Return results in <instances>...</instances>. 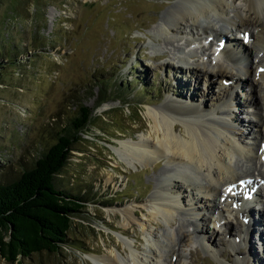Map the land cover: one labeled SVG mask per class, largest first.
<instances>
[{
    "label": "rangeland",
    "instance_id": "rangeland-1",
    "mask_svg": "<svg viewBox=\"0 0 264 264\" xmlns=\"http://www.w3.org/2000/svg\"><path fill=\"white\" fill-rule=\"evenodd\" d=\"M241 1L227 0L230 9ZM179 3L180 0H0V179H14L31 166L55 141L57 131L73 121L81 105L91 109L85 131L73 143L68 162L55 178L59 187L81 193L86 199L78 217H74L67 244L54 252H33L13 261L0 254V264H98L91 259L97 254H112L122 264H130L133 260L125 243L134 244L137 259L146 264L152 260L167 264V259L173 257L168 254L173 247L175 252L180 251L178 264H239L248 254L251 261L247 264H264V250L258 239V231L264 229V203L251 198L252 209H247L254 218H263V226L260 222L251 225V215L237 218V213L221 206L224 187L210 201L222 208L206 210L202 205L200 215L209 216L202 221L197 218L199 211L191 196L179 192L185 203L172 205L175 214L170 221L162 216L146 218L153 233L150 236L136 223L128 225V233L122 234L121 214L112 213L113 208L148 200L164 184L161 178L170 168L195 173L192 166L184 169L162 159L155 168L151 163L133 168L117 153L119 139H153L149 110L161 108L168 97L205 102V110L213 112V120L233 123L238 136L244 133L242 140L255 141V148L259 147L258 137L254 138L258 105L252 98L261 97L264 89L256 85L251 94L250 80L257 77L253 71L245 74L244 68L250 62L255 70L261 50L253 48L249 60L243 58L233 67L241 85H232L228 77L223 85L200 80L186 61L213 68L219 55L215 39L210 49L205 33H169L170 37H181L175 41L181 45L177 47L169 44L166 33L159 30ZM213 17L210 19L219 26L221 21ZM246 31L253 29L248 27ZM235 34L238 39L229 32L227 40L249 44L242 33ZM195 36L199 39L190 43ZM208 37L212 39L213 35ZM180 62L183 67L176 66ZM263 63L264 60L259 62ZM230 94L234 104L227 107L223 102ZM224 108L229 114L220 113ZM202 127L206 128V122ZM235 157L234 168L252 178L255 158L248 160L238 153ZM168 165L169 169L164 170ZM203 176L185 183L184 188L195 186V191H203ZM254 186L257 192L258 188L264 190L260 179ZM252 188L250 185L245 195ZM141 208L136 206L138 218L147 213ZM194 227L199 229L197 233L192 232ZM183 233L187 235L181 241ZM214 243L224 251V257L215 255Z\"/></svg>",
    "mask_w": 264,
    "mask_h": 264
},
{
    "label": "bare ground",
    "instance_id": "bare-ground-1",
    "mask_svg": "<svg viewBox=\"0 0 264 264\" xmlns=\"http://www.w3.org/2000/svg\"><path fill=\"white\" fill-rule=\"evenodd\" d=\"M229 7L227 0H180L179 7L174 8L170 12L168 21L164 20V24L159 27V30L166 33L165 38L169 44L176 45L175 41H179L181 37L177 38V34L170 37L168 34L183 32V30L188 31V33L193 31V35L199 36L205 33V40L210 49L214 44L213 39H215V46L219 43L220 46L216 48L219 55L213 68L208 69L200 63L186 61L188 66L190 65L189 68L196 71L197 77L200 80L204 79L210 85L214 81H218L223 85L224 79L227 77L230 79L229 82L233 83L232 85H241L238 79L239 73H235L233 67L241 59L250 58L253 48L255 51L261 50L262 56L256 62L255 70H253L250 62H247L244 68L245 74L253 71L254 76L257 77V79H251L249 83L252 86V94L256 85L264 89V63L259 64L260 61L264 60V0H243L240 4L232 5V9ZM229 9L233 15L231 12L229 13ZM212 16L217 17L221 21L219 26H216V22L210 19ZM248 27L253 29L252 32H248L249 40L247 43L249 44H243L242 40H227L229 32L238 39L239 37H236L235 33L240 32L244 36V32L248 30ZM210 34L213 35V38L208 40V35ZM195 39L198 40L199 38L195 36L191 42L189 39H186V41L193 43ZM176 46L180 47L181 45L178 43ZM173 62L175 63V61ZM183 65L180 62L176 66L183 67ZM229 96L231 94L223 102V105L227 107H231L234 104V97L229 98ZM261 100H264V94L258 99L255 96L252 98L253 103L258 105L255 111L257 115L255 123L257 136L254 137H258L259 147L257 148L254 146L256 144L255 141L251 143L241 139L244 135L243 132L238 136L239 131L233 123L227 124L220 119L213 120V112L205 110V102H197L193 98L168 97L161 108L150 109L148 115L151 121V136L153 139L145 136L137 140L119 139L118 145H116L119 156L126 160L128 164H131L133 168L138 164L147 166L150 163L155 168L158 161L162 159L167 163L182 166L184 169L187 166H192L195 173L193 171L189 173V171L181 169L174 171L171 168L172 171L169 170L170 172L168 171L161 178L164 184L160 185L157 193L150 196L148 200L140 204L130 203L121 208H113L112 213L118 211L122 217L121 233H128V225L136 223L141 227V230L148 232L149 236L153 235L148 229L149 223H147L146 218L151 220L162 216L166 222L170 221L175 214V207L172 205L175 202L180 205H183L182 202L185 203V199L181 197L179 192H187V196H191L193 205H196L199 211L197 218L200 217L199 220L201 221L208 216L207 214L200 215V209L203 205L206 210L211 209L210 207L217 209L225 207L228 212L237 213V218L244 217L247 219L251 215V225L254 222L262 223L263 218H254L253 212L247 209V206H250V202H253L251 198H256L264 203V190L258 188L259 192H257L256 186H254L259 179L260 183L264 184V149L262 148L264 144V102L261 103ZM226 110L227 108H224L220 113L229 114ZM204 122H206V128L202 127ZM236 153L246 159L249 157L255 158V169L250 172L252 178H246V175L234 168L233 161L236 158ZM169 167L168 165L164 170L169 169ZM256 170L258 171L257 176H259V179L256 178ZM203 171L206 172L208 178L203 176L205 175ZM200 175L204 177L201 178L204 180L203 191H195V186L184 188L185 183L192 182L193 179L199 178ZM171 179L174 181H172V184H175L174 188L171 185ZM177 180L180 183H177ZM250 185L253 187L252 190H248L249 194L244 195ZM221 187L225 188L220 193V195L224 196L222 207L215 202H210L211 197L215 198ZM175 189L177 192H174ZM198 192L202 193V197L199 196ZM200 203L201 205H199ZM232 204L236 205L235 208L230 207ZM138 205L142 207L141 209L147 210V213H144L142 218H138L135 214L136 206ZM262 209L264 210V206H262ZM213 222L215 221L213 220ZM190 224H193V221ZM225 224L230 225V222L225 221ZM239 225L241 227V223ZM261 226H263V223ZM252 228H254V225ZM198 231L199 229L194 227L192 232L197 233ZM263 231V227L260 228L258 239L261 241V247L264 250ZM186 235L187 233H183L180 240H185ZM203 238L207 239L205 236ZM125 244L130 248V258L133 260V262H129L130 264H146L137 259V254L135 255L134 252L135 249H132L134 244ZM213 246L215 255L225 256L222 249L215 247V243ZM124 251L122 250L120 253L123 254ZM175 251L176 249L173 247L168 253L173 255V257L167 259V264H178L180 251L179 249H177V252ZM91 259L98 264H122L121 259L114 257L112 254L92 255ZM249 260L251 261V256L248 254L241 259L239 264H247ZM151 264L157 263L152 260Z\"/></svg>",
    "mask_w": 264,
    "mask_h": 264
},
{
    "label": "trees",
    "instance_id": "trees-1",
    "mask_svg": "<svg viewBox=\"0 0 264 264\" xmlns=\"http://www.w3.org/2000/svg\"><path fill=\"white\" fill-rule=\"evenodd\" d=\"M90 113L81 105L73 121L57 131L55 141L31 166L14 179H0V254L6 260L54 252L67 244L74 217L86 199L59 187L55 178L85 131Z\"/></svg>",
    "mask_w": 264,
    "mask_h": 264
}]
</instances>
